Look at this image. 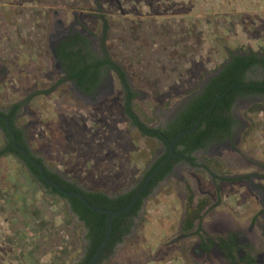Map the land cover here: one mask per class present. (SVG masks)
I'll use <instances>...</instances> for the list:
<instances>
[{
  "label": "rangeland",
  "instance_id": "obj_1",
  "mask_svg": "<svg viewBox=\"0 0 264 264\" xmlns=\"http://www.w3.org/2000/svg\"><path fill=\"white\" fill-rule=\"evenodd\" d=\"M103 21L108 53L135 92L132 111L158 128L230 54H264V0H0V110L20 102L14 123L31 151L79 187L114 196L141 183L166 148L132 124L113 71H105L93 94L60 81L56 44L75 31L101 55ZM232 113L228 141L192 154L195 164L179 161L98 264H223L215 255L207 262L191 255L197 230L164 248L180 233L186 209L200 203L202 231L227 222L264 253V96L237 100ZM244 175L248 180L238 179ZM84 241L85 228L66 200L45 189L20 158L1 156L0 264H79Z\"/></svg>",
  "mask_w": 264,
  "mask_h": 264
},
{
  "label": "trees",
  "instance_id": "obj_2",
  "mask_svg": "<svg viewBox=\"0 0 264 264\" xmlns=\"http://www.w3.org/2000/svg\"><path fill=\"white\" fill-rule=\"evenodd\" d=\"M102 25L103 30L100 37L101 55L94 52L88 40L78 32L67 34L65 38L59 42L54 52L63 72V77L60 81L68 80L81 92L93 94L100 86L102 75L105 71H113L123 89L124 110L131 118L132 124L136 126L137 116L131 109V102L135 97V92L128 82L124 69L113 60L108 53L106 36L109 25L106 21H103ZM258 68L263 69V74L260 79L253 77V74L256 73ZM229 86L230 89L225 95L215 102L213 108L208 113L203 115L197 128L184 134L174 144V151L178 156L172 157L169 163L162 167L158 173L151 178L135 205L128 212L113 218L110 239L96 264L111 255L115 246L131 231L133 217L136 216L141 206L142 199L150 192L157 181L170 170L172 162H178L181 160L179 156H184L186 162L195 164L194 158L192 157V153L195 150L203 148L212 142H222L231 136L232 125L235 123L231 108L236 98L253 93L264 94V54L252 50L230 54L228 60L223 63L217 73L210 77L203 85L201 91L189 97L184 107L177 112L175 117L165 128L160 129L161 135L149 131L150 128H145L142 122L138 124V128L142 130V132L148 133L150 136L154 135L161 140H171L182 130L190 128L195 123L198 116L209 108L213 99L217 95H221ZM35 94H37V91L32 92L28 98H31ZM20 107L21 103L17 102L9 106L6 110H0V128L4 134V143L0 147V157L7 154L17 156L24 162L29 174L39 181L45 189L50 193L63 197L67 201L70 210L77 215L86 230V256L80 263L85 264L103 237L105 215L88 209L77 197L64 196L53 186L43 183L40 179L37 167L12 146L11 137L6 130L3 117L9 120V126L15 135L16 144L23 147L31 158L42 165L44 173L49 179L55 181L64 190L81 193L90 204L96 207L116 210L126 206L140 183L129 191L109 196L100 191L85 190L76 183L61 177L58 173L50 170L44 164L41 157H38L31 151L23 137L22 130L15 125L14 120ZM165 146L167 150V145L165 144ZM166 153L167 151L152 164L145 173V176L164 158ZM247 264H250V262Z\"/></svg>",
  "mask_w": 264,
  "mask_h": 264
},
{
  "label": "flooded vegetation",
  "instance_id": "obj_3",
  "mask_svg": "<svg viewBox=\"0 0 264 264\" xmlns=\"http://www.w3.org/2000/svg\"><path fill=\"white\" fill-rule=\"evenodd\" d=\"M63 39H61V40H63ZM59 42L56 44L55 48L57 47ZM55 48H54V51H55ZM54 54H55V52H54ZM256 72L263 74V69L258 68V70ZM77 90L80 91L79 89H77ZM257 94L264 96V94H262V93H253L250 95H257ZM246 96H248V95H246ZM246 96H243V97H246ZM243 97L236 98V100L234 101V103L232 105L231 112L233 110V106L236 103V101L242 99ZM232 115H233V113H232ZM140 123H141V121L137 118V124H136L137 128H138V124H140ZM143 126L145 128H148L144 124H143ZM234 127H235V124L232 125V132H233ZM163 128H165V126L158 127V128H150L149 131L155 132V133H160L161 132L160 129H163ZM231 136H232V133H231ZM154 137H156V136H154ZM156 138H158V137H156ZM228 139H226L224 141H228ZM159 140L164 144V146H165V144L167 145L166 139H163V140L159 139ZM216 143H220V142H212L208 145L210 146V145L216 144ZM205 147L195 150L192 154H194L197 151L203 150ZM165 148H166V146H165ZM165 151H167V153H168V145H167V150L165 149L164 152ZM167 153H166V155H167ZM175 156L177 157L178 154H176V152L174 151V155H172L171 158L175 157ZM179 157H181V160L185 159L184 156H179ZM171 158H170V160H171ZM169 161L165 165H167L169 163ZM178 162H172L170 170L161 179H159L157 181L155 186L158 183H160L164 178H166V176L175 168V166ZM164 166H162V167H164ZM238 179L246 181V180H248V177H246L244 175V176H239ZM155 186H153L152 189ZM263 195H264V190H263ZM194 204L195 203L193 202L192 206H194ZM200 206H202V203L197 204L194 207H191L193 209H191V208L186 209V214L183 216V218L180 221V226H179L180 233L178 235H176L175 237H173L171 239L170 243H167L166 245H164L165 246L164 248H166V251L170 250L171 243L174 244L178 241H183V240H188V239L190 240L191 236H192L190 234H193V231L197 230L199 235L196 236L197 237L196 245L194 247L190 248V253L192 256H195L197 258L200 257V259L203 260L204 262H207L211 258L212 255H215V256H218V258H220V260L222 261L223 264H247L248 262H250V264H264V253L259 252L250 243L249 238L245 237L243 234H241L239 232L231 231L230 230L231 227H229L227 222L225 223V222H221V221L216 220V222L214 224H210L209 227L206 228V229H210L209 231L208 230L202 231L201 230L202 228H200L199 227L200 225L198 224L200 217L197 216V214H196L197 213L196 208H198ZM141 207H142V203H141V206L138 209L137 213L139 212ZM72 213L77 217V215L74 212H72ZM135 217L136 216L133 217V223H134ZM77 219H78V217H77ZM132 227H133V224H132ZM132 227H131V229H132ZM85 234H86V230H85ZM86 245H87V239L85 238L84 249H83L84 252L82 253L83 258L86 256ZM166 251H164L163 253H166ZM262 252H264V251H262Z\"/></svg>",
  "mask_w": 264,
  "mask_h": 264
},
{
  "label": "water",
  "instance_id": "obj_4",
  "mask_svg": "<svg viewBox=\"0 0 264 264\" xmlns=\"http://www.w3.org/2000/svg\"><path fill=\"white\" fill-rule=\"evenodd\" d=\"M217 73V72H216ZM216 73H214L212 76H214ZM211 76V77H212ZM210 79L207 78L205 80V83ZM241 86V85H240ZM203 87V86H202ZM230 89V86L226 88V90L221 94V95H217L211 105L209 106L208 109H206L203 113H201L197 120L195 121V123L187 129L182 130L181 132H179L175 137H173L171 140H167L166 139V143L168 145V153L167 155L160 160L155 167L144 177V179L142 180V182L140 183V185L138 186V188L136 189L134 195L132 196L131 200L127 203L126 206L120 208V209H106V208H101V207H96L92 204H90L88 202V200L79 192L77 191H69V190H64L59 184H57L55 181L49 179L43 170L42 165L37 162L36 160H34L33 158L30 157V155L28 154V152L21 146L16 144V140H15V135L12 132V130L10 129L9 126V120L6 117H3L4 121H5V125H6V130L8 131V133L10 134L11 137V144L12 146L18 150L29 162H31L32 164H34L39 172L40 175V179L43 183L48 184L50 186H53L60 194L64 195V196H71V197H77L88 209L95 211V212H99V213H103L105 215L104 218V234L103 237L99 243V245L97 246V248L95 249V251L93 252V254L90 256V258L87 260V262L85 264H96L98 259L101 257L105 246L108 242V240L110 239L111 236V231H112V220L115 216L120 215V214H124L126 212H128L134 205L135 203L138 201V199L141 197L143 191L145 190L148 182L151 180V178L153 176H155V174L162 168V166H164L171 158L172 155H174V144L186 133L193 131L197 128L198 124L200 123L201 118L203 117L204 114L208 113L214 106L215 102L221 98L222 96L225 95V93ZM159 135H161V133H159Z\"/></svg>",
  "mask_w": 264,
  "mask_h": 264
},
{
  "label": "crops",
  "instance_id": "obj_5",
  "mask_svg": "<svg viewBox=\"0 0 264 264\" xmlns=\"http://www.w3.org/2000/svg\"><path fill=\"white\" fill-rule=\"evenodd\" d=\"M28 67H29V66L27 65V67H25L26 69H24V70H25V74L31 73V72H30V69H29Z\"/></svg>",
  "mask_w": 264,
  "mask_h": 264
}]
</instances>
